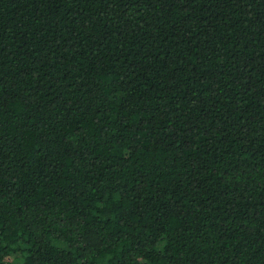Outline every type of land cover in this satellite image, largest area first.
Returning <instances> with one entry per match:
<instances>
[{
    "label": "trees",
    "instance_id": "16d2710c",
    "mask_svg": "<svg viewBox=\"0 0 264 264\" xmlns=\"http://www.w3.org/2000/svg\"><path fill=\"white\" fill-rule=\"evenodd\" d=\"M0 264H264V0H0Z\"/></svg>",
    "mask_w": 264,
    "mask_h": 264
}]
</instances>
